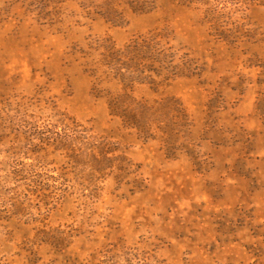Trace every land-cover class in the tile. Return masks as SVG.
I'll return each instance as SVG.
<instances>
[{
	"label": "rangeland",
	"instance_id": "1",
	"mask_svg": "<svg viewBox=\"0 0 264 264\" xmlns=\"http://www.w3.org/2000/svg\"><path fill=\"white\" fill-rule=\"evenodd\" d=\"M0 264H264V0H0Z\"/></svg>",
	"mask_w": 264,
	"mask_h": 264
}]
</instances>
